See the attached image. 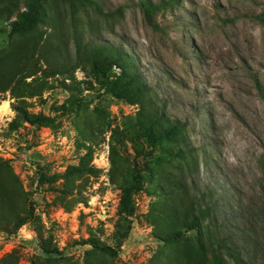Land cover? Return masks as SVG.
I'll use <instances>...</instances> for the list:
<instances>
[{
	"label": "rangeland",
	"instance_id": "obj_1",
	"mask_svg": "<svg viewBox=\"0 0 264 264\" xmlns=\"http://www.w3.org/2000/svg\"><path fill=\"white\" fill-rule=\"evenodd\" d=\"M96 1L104 15L88 7L70 20L57 6L54 27L18 34L16 14L0 10V264H212L198 231L172 212L184 162L141 158L178 141L193 150L197 189L243 264H264V0H181L155 15V28L142 0ZM41 35L65 51V75L27 58ZM75 36L130 53L151 93L118 97L90 66L72 69ZM147 100L186 125L156 152Z\"/></svg>",
	"mask_w": 264,
	"mask_h": 264
},
{
	"label": "trees",
	"instance_id": "obj_2",
	"mask_svg": "<svg viewBox=\"0 0 264 264\" xmlns=\"http://www.w3.org/2000/svg\"><path fill=\"white\" fill-rule=\"evenodd\" d=\"M181 0H142L140 7L143 11L144 17L153 22L152 27H157L154 24V17L163 10L173 7ZM23 4L24 9L20 6ZM63 6L68 8L69 15L67 18L75 20L77 11L85 8H92L95 12L104 15V11L100 8L96 0H0V10L9 14H16V18L11 22V32L18 34L32 30L38 25L47 24L49 27H54L55 14L54 7ZM113 14H106V16ZM53 36L49 35L44 38L40 36V40L35 48L36 53L29 52L27 58L30 59L37 55L38 63H44L46 69H55L53 75H65L66 68L69 67L70 61L64 55V50H58L53 47ZM76 48V63L78 66L82 64L90 66L94 73L99 77L102 84L108 89H116V96L122 93H134L138 98L144 94L149 95L151 88L143 83L141 73L135 58L122 48H115L112 46L93 43H85L81 38L75 36ZM45 69V74H47ZM113 79V80H112ZM110 85L114 87H110ZM256 88L264 100V90L262 86L256 81ZM25 120L31 124L47 125L50 119L45 117L31 118L25 114ZM143 122L148 124L146 133V140L148 148H152L155 152L164 143L174 142L186 127L185 124H180L170 118H167L163 108L158 106L151 100L145 101V108L142 113ZM178 148L168 150L166 154L160 158L153 157V152L141 154V158L150 156L151 162L156 161H183L185 171L181 175L171 181L176 198L172 203L173 213H182L184 218V228L186 233L198 231L200 236L201 250L204 253H212V264H227L234 262V264H243L241 249L239 248L236 238L231 236L227 225L222 222L218 216V208L215 204L210 205L207 200L206 193H202L197 189V182L195 178V165L192 158L193 150L182 141H178ZM190 174H186V171ZM136 184L141 185V180L136 177ZM131 201V192H127L123 198V203L126 208ZM221 222V223H220ZM181 236L177 235L175 239ZM109 254H113L110 248L104 249Z\"/></svg>",
	"mask_w": 264,
	"mask_h": 264
},
{
	"label": "bare ground",
	"instance_id": "obj_3",
	"mask_svg": "<svg viewBox=\"0 0 264 264\" xmlns=\"http://www.w3.org/2000/svg\"><path fill=\"white\" fill-rule=\"evenodd\" d=\"M8 107V103L1 105L0 110H5Z\"/></svg>",
	"mask_w": 264,
	"mask_h": 264
}]
</instances>
